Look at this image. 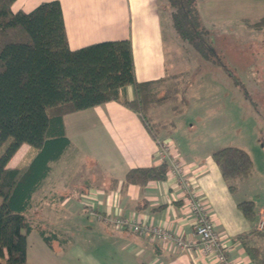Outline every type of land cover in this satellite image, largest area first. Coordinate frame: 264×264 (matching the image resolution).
<instances>
[{
    "label": "crops",
    "instance_id": "crops-1",
    "mask_svg": "<svg viewBox=\"0 0 264 264\" xmlns=\"http://www.w3.org/2000/svg\"><path fill=\"white\" fill-rule=\"evenodd\" d=\"M48 1L54 0H16L12 10L31 12ZM57 1L62 6L72 50L102 41L130 39L139 82L163 78L173 70L174 64L168 59L170 39H166L162 26L161 9L166 0ZM200 10L205 19L237 16L254 23L264 17V0H201ZM127 96L134 97L131 86ZM189 103L174 119L175 128L160 133L163 140L151 135L136 112L116 101L66 114L64 125L71 146L51 164L30 210L34 226L55 231L49 221L55 213L53 203L37 199L42 191L40 197L57 198L60 234L56 231L58 240L50 247L34 227L28 235L27 264H217L214 255L201 254L195 245L187 251L169 249L151 234L106 224L90 214L94 211L144 226H162L194 240L199 215L188 207L191 200L206 207L227 260L231 264H253L238 239L255 229L257 221L247 220L238 206L243 201L239 195L245 181L238 185L237 193L229 191L212 157L224 146H210L205 140L196 143V129L187 126ZM69 151L83 161V170L72 176L63 162ZM29 152L30 146L23 144L8 166H18ZM174 162L183 166L182 173ZM164 163L168 165L165 180H153L144 186L124 184L130 170ZM57 167L60 172L54 175ZM259 206L256 204V210Z\"/></svg>",
    "mask_w": 264,
    "mask_h": 264
},
{
    "label": "trees",
    "instance_id": "trees-1",
    "mask_svg": "<svg viewBox=\"0 0 264 264\" xmlns=\"http://www.w3.org/2000/svg\"><path fill=\"white\" fill-rule=\"evenodd\" d=\"M15 1L0 0V264H27L28 235L36 227L30 215L34 194L49 175L51 164L71 146L64 125L66 114L116 101L136 112L158 139L166 124L152 121L143 111L150 101L178 97L177 90L170 88L176 83L171 82L170 87L165 86V94L156 98L157 88L169 79V74L152 81L137 80L130 39L102 41L72 50L59 1L43 2L31 12H14ZM200 3L201 0H166L161 9L164 35L171 32L166 39L183 40L204 60L227 68L224 56L213 46V34ZM244 23L262 28L264 17ZM187 79L183 74L180 83ZM129 86L134 90L132 99L127 96ZM188 90L189 86L181 92L186 106ZM169 125L176 126L174 122ZM23 144L30 146V152L21 164L9 167ZM212 157L232 194L254 173L251 155L239 146L221 147ZM167 172L165 163L132 169L124 184L144 186L153 180H165ZM238 206L247 220H257L253 200H243ZM36 228L50 247L58 240L56 231ZM263 233L255 228L238 237L253 264H264Z\"/></svg>",
    "mask_w": 264,
    "mask_h": 264
},
{
    "label": "rangeland",
    "instance_id": "rangeland-1",
    "mask_svg": "<svg viewBox=\"0 0 264 264\" xmlns=\"http://www.w3.org/2000/svg\"><path fill=\"white\" fill-rule=\"evenodd\" d=\"M244 20L247 19L237 16L205 19L213 34V46L219 55L224 56L227 68L204 60L183 40H168V59L174 67L168 73L169 79L157 88L156 98L162 97L166 91L165 86L170 87L173 82L176 87L174 85L170 88L177 90L178 97L150 101L143 114L150 116L152 121L165 123V129L162 131L170 133L174 128L169 123L174 122L188 106L182 102L181 92L189 86L187 99L190 107L187 118H190V121L187 126L196 129L193 130L196 143L205 140L210 146H239L252 156L254 173L242 185L239 197L242 200L252 199L260 205L257 209V223L260 219L259 212L264 209V27L247 26ZM170 35L171 32L166 31V38ZM231 70L239 81L233 78ZM180 74H187L188 82L182 80L180 83ZM174 94V91H171V95ZM173 106H176L179 112L177 109L173 110ZM159 139L163 140L162 137ZM163 152H168L166 147ZM63 162L67 163L65 171L71 172V176L83 170V161L73 151L63 157ZM86 164L92 167L88 162ZM173 166L182 173V165H176L174 162ZM58 172L60 167H57L53 174ZM46 189L48 184L45 191ZM42 194L44 191L37 200L49 201L51 205L53 203L52 210L55 213L49 216V221L52 228L60 234V213H56L59 207L55 204L58 199L52 198V195L40 197ZM256 238L260 242V237ZM68 263L75 264L72 261Z\"/></svg>",
    "mask_w": 264,
    "mask_h": 264
},
{
    "label": "built area",
    "instance_id": "built-area-1",
    "mask_svg": "<svg viewBox=\"0 0 264 264\" xmlns=\"http://www.w3.org/2000/svg\"><path fill=\"white\" fill-rule=\"evenodd\" d=\"M188 207L197 212L199 218L194 225V240L175 235L170 230L162 226H144L129 219H117L110 216H103L91 211V215L98 221L114 225L119 228H130L134 232H145L154 236L162 242L166 248H176L180 250H190L194 245L196 249L204 255H214L221 264H231L226 257L225 247L220 242V238L215 230L213 221L206 213V207L199 202H189ZM256 229L264 232V210L260 214V219L256 223Z\"/></svg>",
    "mask_w": 264,
    "mask_h": 264
}]
</instances>
